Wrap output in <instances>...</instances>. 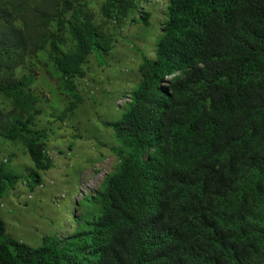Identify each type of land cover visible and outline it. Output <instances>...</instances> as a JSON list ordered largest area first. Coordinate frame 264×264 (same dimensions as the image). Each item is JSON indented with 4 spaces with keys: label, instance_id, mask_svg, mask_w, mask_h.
<instances>
[{
    "label": "trees",
    "instance_id": "obj_1",
    "mask_svg": "<svg viewBox=\"0 0 264 264\" xmlns=\"http://www.w3.org/2000/svg\"><path fill=\"white\" fill-rule=\"evenodd\" d=\"M145 1L105 0L103 23H93L84 0H0V96L13 108L0 109V150L12 164L11 148L24 149L35 168L20 175L0 156V199L21 184L39 188L55 154L76 182L117 158L100 193L78 201L64 237L35 246L0 219V264H264V0H170L160 16L141 9ZM128 25L139 38L161 28L159 50L150 60L133 45L143 80L127 90L132 105L119 124L105 125L116 146L105 137L98 155L83 144L102 137L99 126L77 124L89 104L81 79L92 75L91 54L107 75L124 69L131 57L115 55V32ZM39 52L58 80L49 103L33 92L32 73L17 77ZM179 68L187 72L161 91L158 79ZM71 184L46 189L64 191L70 209Z\"/></svg>",
    "mask_w": 264,
    "mask_h": 264
},
{
    "label": "rangeland",
    "instance_id": "obj_2",
    "mask_svg": "<svg viewBox=\"0 0 264 264\" xmlns=\"http://www.w3.org/2000/svg\"><path fill=\"white\" fill-rule=\"evenodd\" d=\"M84 1L86 3V10L91 16H93V23L96 21L103 23L99 18V12L105 3V0ZM167 1L168 0H146V3L144 4L145 6L141 9L155 10L160 16L161 13L164 12ZM163 22L164 16H161L159 19V25ZM138 32L139 29L133 28L132 25L118 28L115 32V38L119 40L115 43V55L119 56L126 53L125 56L131 57V54L134 53L133 45H135L150 60H155L159 50L158 41L162 34V29H156L154 26H151L146 32L145 37L141 38L135 35ZM69 40L72 42L71 37ZM123 45L127 46L126 50ZM136 57L137 58L135 59L131 57L126 61L124 60L122 63L124 69H121L117 76H115L116 74H114V71L112 72V75H107L105 69L97 67L94 54L89 56V60H91L93 66L92 75L84 76V78L81 79L82 83L84 80H87L83 83L84 87H86V89H83V94L89 104L88 106H85V108L82 107L80 110L84 114L78 116L80 119H77V124L87 123L88 130L90 126L89 124L91 123H96L99 126L102 137L99 140H96L87 134V140L83 144L85 148H89L90 146H92L90 149L96 148L98 155L102 153L99 144L105 140V137L110 138V144L116 146L113 132L105 127L107 123H115L122 116L120 108H122L125 103L120 102V99H115L120 98V94L125 89V92L127 93V90L136 88L138 83L143 80L141 75L137 72L139 71L138 64L142 62V59L138 54ZM108 59L112 60L111 57ZM53 64L54 63L49 59L47 53L39 52L27 57V66L21 68L17 75L18 78H24L32 73L33 82L31 88L33 92L39 93L47 103L53 101V94L55 92L57 93L58 90V80L49 77L48 75V71L54 69ZM128 66L129 68L127 69ZM108 77L110 78L108 79ZM123 79L127 80L126 83ZM98 80H103V83H100ZM120 80L123 81L122 86ZM88 85L97 88L90 91ZM88 92L90 95L91 92L92 95L99 93V95L97 94L99 100L96 103L90 102ZM102 92H107L113 97L110 95L109 97H102L104 96L101 94ZM59 104L60 108H65L66 100L63 99L62 101H59ZM0 109H2V113L5 115H12L13 108L10 104V99H7L5 96H0ZM37 125H43L40 122V118L37 120ZM0 145L3 146L1 142ZM5 150H7V147L0 150L1 160L3 162L7 161L4 156ZM11 151H13L11 153L14 158L12 164L7 161V168L9 170L12 168L20 175H27L30 172H35L31 158L28 154L24 153V149L11 148ZM54 160L56 165L52 171H48L47 173H44V175L40 171L42 185L39 188L29 190L25 185L21 184L16 190L12 192L10 191L7 198L0 199V219L6 224L9 236L18 241L20 240L17 237V234L22 235L26 241L28 240V244L34 243L35 246H41L44 237H53L54 235L64 237L65 234L70 233L72 227H74V225H72V218L75 219L81 215V212H79L77 208L78 201H80L87 193L94 192L99 184V181H96L93 176V171L102 183L101 178L104 173L100 168L104 169V172H106V168H108L106 164L110 166V170L112 166L117 163L116 156H108L104 161L91 165L90 168L92 167V169L86 170V173H82L79 177V181L76 182L77 179L70 175L72 170H70L68 164H65L64 157L55 154ZM66 181L70 184L72 183V190L80 192L73 196V201H76V203L70 209L67 206L68 204L60 203V200L63 197L62 194H65L64 191H57L54 194L51 189H46L56 186L61 188V184H64Z\"/></svg>",
    "mask_w": 264,
    "mask_h": 264
},
{
    "label": "clouds",
    "instance_id": "obj_3",
    "mask_svg": "<svg viewBox=\"0 0 264 264\" xmlns=\"http://www.w3.org/2000/svg\"><path fill=\"white\" fill-rule=\"evenodd\" d=\"M169 4H170V0H168L167 3L165 4V9L168 8ZM193 67H194V64L192 63V65L189 67L188 70L191 71L193 69ZM185 72H187V69H185V68H179V69H174L173 72H171V73H169V74H167V75H165L163 77H160L158 79L159 80V82H158V88L161 91L168 93L169 87L173 86L176 83V81H178L183 76V74ZM120 95H121L120 98H116L115 100L120 99V102H124L125 104L123 105L122 108H120V110L122 112V116H121V118L118 121H116L118 124L121 121V119L123 118V116L126 113H128V111L130 109V106L132 105V98L130 97V95H128L125 92V90ZM106 166H108V168H106V172H104V169L100 168L102 170V172L104 173L103 176H102V178H101L102 183L100 182V180L98 179V177H96V173L93 171V176L95 177L96 181H99L98 182L99 184L97 185V189H96L97 190V194L100 193L101 187L103 186L104 182L106 181V178L109 176V174L112 172L113 168L116 165L112 166V168L110 170H109V167L110 166L108 164H106ZM84 173H86V172H84ZM94 192H91L89 194L87 193L85 196H83V198L81 200H84L90 194L93 195ZM77 193H80V192L77 191ZM77 208H78V206H77Z\"/></svg>",
    "mask_w": 264,
    "mask_h": 264
}]
</instances>
